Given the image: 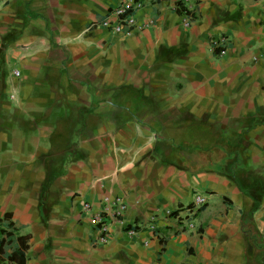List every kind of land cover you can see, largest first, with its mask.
<instances>
[{"label": "crops", "instance_id": "1", "mask_svg": "<svg viewBox=\"0 0 264 264\" xmlns=\"http://www.w3.org/2000/svg\"><path fill=\"white\" fill-rule=\"evenodd\" d=\"M115 4L0 0V218L25 264H264V0H156L129 34L87 30ZM113 195L123 226L99 244Z\"/></svg>", "mask_w": 264, "mask_h": 264}, {"label": "built area", "instance_id": "2", "mask_svg": "<svg viewBox=\"0 0 264 264\" xmlns=\"http://www.w3.org/2000/svg\"><path fill=\"white\" fill-rule=\"evenodd\" d=\"M155 1L156 0H115V6L107 12L106 17L99 22L91 23L87 30L100 27L114 34H129L134 28V13L145 3H154ZM223 41L224 40L221 38L213 40L210 43V47H220L223 45ZM12 75L17 77L18 72L13 71ZM204 204V197L195 195L193 197L191 210L196 211ZM89 209L90 205L87 202L82 204V210L86 211ZM125 210L126 205L122 197L117 195L102 197L98 210L91 215V223L96 227L98 232L97 242L99 244H105L108 241L112 227L123 226L122 216ZM166 214L169 215L170 212L168 211ZM191 226L192 224L187 225L188 228H191ZM148 229L152 230L153 226H149ZM122 231L127 238H133L137 234V229L133 227L124 226Z\"/></svg>", "mask_w": 264, "mask_h": 264}, {"label": "trees", "instance_id": "3", "mask_svg": "<svg viewBox=\"0 0 264 264\" xmlns=\"http://www.w3.org/2000/svg\"><path fill=\"white\" fill-rule=\"evenodd\" d=\"M186 14H190L185 11ZM214 55H220L225 47L211 48ZM17 227L10 214L6 213L0 218V259L6 264H25V251L27 249V236H19Z\"/></svg>", "mask_w": 264, "mask_h": 264}]
</instances>
